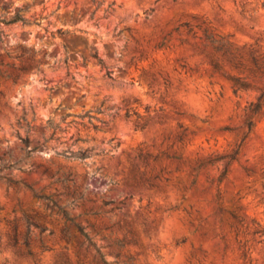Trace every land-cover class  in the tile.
<instances>
[{
  "label": "rangeland",
  "instance_id": "obj_1",
  "mask_svg": "<svg viewBox=\"0 0 264 264\" xmlns=\"http://www.w3.org/2000/svg\"><path fill=\"white\" fill-rule=\"evenodd\" d=\"M16 12L31 23H0V70L11 75L0 76V264H97L94 248L39 195L63 205L109 262L112 246L102 236L134 239L121 256L135 264H264V235L251 234L256 224L264 228V96L226 177L215 180L225 160L193 169L235 147L264 87V75L226 62L212 71L194 47L197 37L206 28L232 48L253 47L264 61V0H0V19ZM222 71L248 75L250 85L234 92ZM125 104L144 115V128L123 117ZM88 110L98 120L80 121L76 115ZM22 116L34 126L28 133L17 126ZM48 119L59 126L54 139L29 152L21 139L40 145ZM68 147L93 148L92 155L58 154ZM68 172L82 194L72 206L54 180ZM26 219L46 228L39 234L29 225L31 255L10 245L14 226L23 240Z\"/></svg>",
  "mask_w": 264,
  "mask_h": 264
},
{
  "label": "trees",
  "instance_id": "obj_2",
  "mask_svg": "<svg viewBox=\"0 0 264 264\" xmlns=\"http://www.w3.org/2000/svg\"><path fill=\"white\" fill-rule=\"evenodd\" d=\"M92 2H95V0H92ZM101 1L96 2V5H100ZM111 4L106 8L109 9ZM20 22L21 24H29L31 23L30 20L24 18L21 14L18 12L14 13L9 19L4 20L0 19V23L2 24H11V23H16ZM185 28L186 34L190 35L191 37L195 38V32L192 30V25L189 22H184L182 24ZM199 27V25H195ZM178 28H175L177 30ZM0 38H1V32H0ZM199 40L198 45H195L194 47L198 50L200 54H203L206 58V63L209 65L210 69L212 71H221V67L224 65V63H229L231 67H234V69H237L239 71H246L247 73H257L259 75H264V61L260 60V58L256 55L255 50L253 47L248 46H241L240 48H232L231 45L229 44L228 41L224 40L221 37H215L212 33H209L206 28L202 29V35L197 37ZM186 41L185 39H180V43ZM27 53H33V50H28ZM90 56L98 63V65L105 70V75L109 76L110 71L108 69V66L105 65L103 59L98 55L97 50L94 47H90L89 51ZM222 75L226 76L232 81V87L233 91L237 92L238 90H244L246 89L249 85L250 82L247 80L249 77L247 76H239V75H230L226 72L222 71ZM0 76H4L6 78H10L11 75L5 74L0 70ZM264 96V87L262 88L259 96L257 97L256 101L253 103H250L248 105V109L250 111V117H248L245 120V128L246 130L244 131L241 139L239 140L238 143H236L235 147L227 154L225 155H220V156H215L213 158H207L205 161H201L198 163L196 167L193 169L196 170L199 167L204 166L205 164H213L215 161L218 160H225L224 167L220 174L217 176L215 179L217 182H220L223 178L226 177V172H227V166L236 159V156L238 154L239 148L241 146V143L243 139L246 137L247 133L251 130L253 127V122L251 120V116L254 114L258 113L262 107L261 104V98ZM98 112L99 109H97ZM149 110L148 107H145V112ZM70 114H67L65 116H69ZM65 116L61 117V121L65 122ZM79 120H83L86 118L88 121L92 120L93 118L97 119L95 116L90 114V110L76 115ZM112 116V115H111ZM123 117L125 119H133L135 127L138 128H144L145 127V118L144 115L141 114L138 110L137 107L134 105H128L125 104L124 112H123ZM21 123L20 121H17V126L19 128H23L27 133L34 128V126L30 125V122L25 119L24 116H22ZM33 120V119H32ZM98 120V119H97ZM102 124L104 121L99 120ZM74 120L66 122V124L72 123ZM96 128V126H94ZM59 129L58 123H53L51 119H48L46 121V124L41 127V133H40V138H41V144L36 145L33 147H29V137L25 136L24 138L21 139V141L24 143L26 148H29L28 151H33L37 149L40 146L45 145V143L51 139H54V135L56 131ZM45 130H49V134H45ZM79 138H76L73 140L74 144L76 141H78ZM38 141V140H37ZM92 150L93 148H77V149H71L70 147L62 150L58 154L63 155L66 158H71V159H78V160H84L92 155ZM174 159H179V156H171ZM140 158V156H139ZM14 164H9L7 167H14ZM46 171V169L44 170ZM58 171H55V173L51 174L50 177H54ZM158 178V175H153L151 179H156ZM150 178H144L143 181L150 187H155L156 185L151 181ZM57 182H60L62 186L65 188V191L63 194L72 196V199L68 200L66 205L67 206H72L75 205L76 201L78 199L82 198V194L79 193V185L75 183L73 180L72 173H62L61 175L55 177L54 179ZM194 182V181H193ZM68 184L72 187L71 189L69 188ZM39 197L43 198L46 201V205L50 207H55L61 214L62 216L69 222H71L78 230L79 234L84 238L86 245L91 246L94 248L95 252L98 255V260L97 264H135L134 263V258L132 255H124L123 257L121 256V249L125 246L126 243H134V239H114V240H108L106 236H102L101 239L106 240V246L111 247L112 249L110 250V253L113 254L114 259L109 262L104 258V255L102 252H100V248L95 244V242L92 241L90 236L88 235L87 231L84 229V226H81L79 223L75 222L73 217L68 213V211L64 208L63 205H59L55 200L51 199L49 196L46 195H39ZM216 200H219L220 194L219 192L216 193L215 195ZM112 201H103L102 206H106ZM218 211H221V208L218 207ZM103 211H97L93 209L87 210L85 213L86 214H91L94 216L100 215ZM229 218L232 220H237L238 223L242 222V219L236 215L235 210H231L228 212ZM220 222V220H219ZM26 230L23 236V240L19 242L17 234L15 232V226H14V233L11 238L10 245L15 248L17 251L20 250L21 246H24L26 248V253L32 254L31 251L29 250V225H34L35 227L38 228L39 234L43 233L46 228L39 225L36 222H32L26 219ZM87 225L93 227V224L88 223ZM114 224L111 225H105L104 229L111 228ZM229 227L233 228L234 224L232 222L229 223ZM61 239L67 240L69 235L68 231L66 228H61L59 230ZM49 233H52V231H49ZM251 234L253 235H264V228L259 226L258 224L255 225V227L251 230ZM237 236V233H236ZM243 245V244H242ZM39 247L41 250H46L47 246L40 241ZM95 259V258H93ZM68 264V263H66Z\"/></svg>",
  "mask_w": 264,
  "mask_h": 264
}]
</instances>
